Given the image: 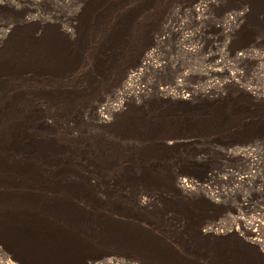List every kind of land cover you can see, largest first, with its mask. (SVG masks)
<instances>
[{
  "label": "rangeland",
  "instance_id": "rangeland-1",
  "mask_svg": "<svg viewBox=\"0 0 264 264\" xmlns=\"http://www.w3.org/2000/svg\"><path fill=\"white\" fill-rule=\"evenodd\" d=\"M263 4L0 0L4 252L264 264Z\"/></svg>",
  "mask_w": 264,
  "mask_h": 264
},
{
  "label": "bare ground",
  "instance_id": "bare-ground-1",
  "mask_svg": "<svg viewBox=\"0 0 264 264\" xmlns=\"http://www.w3.org/2000/svg\"><path fill=\"white\" fill-rule=\"evenodd\" d=\"M263 6H264V4H263ZM237 15H239V14H237ZM233 18H236V17L233 16ZM8 32L9 31H6L3 34V36L6 37L9 34ZM2 39L3 38L0 37V43H1ZM139 76H140L139 73L129 75L130 83L133 82V79L136 80ZM238 150L240 153H243L244 155H248L249 156L248 159L250 160L251 163L255 164L257 162V158L255 157L254 150L251 147H242V148H239ZM253 166H255V165H253ZM253 173H255V171L251 167L250 170L245 172V173L244 172H240V173L237 172V173H234V175L236 176V179L238 181H240V183H241L244 181H248L249 178L251 177L250 175H252ZM180 183L184 189L188 188L187 190L191 189L193 186L202 187V188H205L207 190L209 189L208 185L205 184L204 182L194 181L193 179L182 178L180 180ZM211 194L213 197L217 196L216 192H212ZM247 204H248L247 200L243 199L242 206H245ZM233 220L234 221L232 223H240L239 221H243L244 223H251V222L247 221V217L243 212L239 213L238 215H233ZM256 222L257 223H264L260 220H257ZM219 223H221V222H219ZM215 226H217V228H218V225H215ZM260 241H263V240L260 239ZM0 264H19V263L15 262L11 258V256L8 255L6 252H4L3 248L0 246ZM88 264H138V263L132 262V261H127V259H124L123 257H120L118 255H110V256H106V257L101 258V259L92 260Z\"/></svg>",
  "mask_w": 264,
  "mask_h": 264
}]
</instances>
